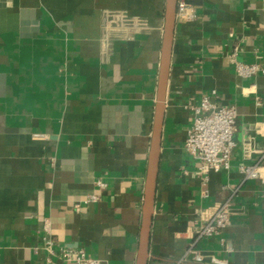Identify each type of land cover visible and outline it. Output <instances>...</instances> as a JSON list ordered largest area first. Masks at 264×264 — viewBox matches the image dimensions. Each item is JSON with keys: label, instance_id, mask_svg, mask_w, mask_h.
<instances>
[{"label": "crops", "instance_id": "0c3cea01", "mask_svg": "<svg viewBox=\"0 0 264 264\" xmlns=\"http://www.w3.org/2000/svg\"><path fill=\"white\" fill-rule=\"evenodd\" d=\"M179 1L196 17L174 28L148 264L183 255L240 184L238 166L258 159L249 147H264V72L234 69L264 63V0ZM164 2L0 0V264H68L42 248L46 218L56 246L135 264ZM212 90L236 109L235 145L230 168L203 183L183 141L189 106ZM90 194L99 199L85 202ZM230 209L225 242L197 247L227 264H264V184L243 181Z\"/></svg>", "mask_w": 264, "mask_h": 264}, {"label": "built area", "instance_id": "2783aa9c", "mask_svg": "<svg viewBox=\"0 0 264 264\" xmlns=\"http://www.w3.org/2000/svg\"><path fill=\"white\" fill-rule=\"evenodd\" d=\"M196 17L194 9L183 1H178L176 19L193 20ZM120 24L127 25L130 19L127 16L117 18ZM111 22L104 23V28L108 29ZM235 72L242 77H249L257 72H264V63H235ZM192 119L190 126L186 130L183 141L185 152L198 162L197 174L203 183L208 180L210 171L228 170L231 166V156L235 145L233 133L236 124V109L234 106L225 105L217 100L216 91L203 94L199 100L189 106ZM250 150L258 152V159L251 164H240L238 171L242 175L240 184L230 190V194L222 200L214 210L194 228L190 242L187 244L183 255L171 264H227V259L211 255L205 258L201 250L197 247L198 242L205 238L219 236L220 242H225L220 236L222 231L231 223V200L238 191L242 182L248 179H257L264 184V147L255 150L252 146ZM96 185L99 189L105 188V182L98 178ZM99 199L97 194H90L85 202H95ZM79 205V204H77ZM44 231L42 248L49 256H57L60 260L68 264H104L101 259L87 254L82 246H56L50 236V222L44 220ZM228 251L231 250L227 246Z\"/></svg>", "mask_w": 264, "mask_h": 264}, {"label": "water", "instance_id": "95a60500", "mask_svg": "<svg viewBox=\"0 0 264 264\" xmlns=\"http://www.w3.org/2000/svg\"><path fill=\"white\" fill-rule=\"evenodd\" d=\"M178 1L179 0H165L164 2L156 103L154 106L152 132L147 156V168L143 189L141 222L135 264H148L149 259L150 228L154 212L162 124L165 111V95L169 76Z\"/></svg>", "mask_w": 264, "mask_h": 264}]
</instances>
